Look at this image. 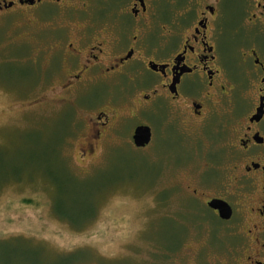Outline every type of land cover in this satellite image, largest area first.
Masks as SVG:
<instances>
[{
  "label": "rangeland",
  "instance_id": "obj_1",
  "mask_svg": "<svg viewBox=\"0 0 264 264\" xmlns=\"http://www.w3.org/2000/svg\"><path fill=\"white\" fill-rule=\"evenodd\" d=\"M243 3L224 0L231 25ZM52 37L32 9L0 12V264H230V230L198 204L227 193L200 180L205 145L165 124L154 148L134 144L141 87L156 75L144 72L133 98L139 81L125 78L64 93L47 79ZM237 45L221 40L230 64ZM99 110L113 113L96 141Z\"/></svg>",
  "mask_w": 264,
  "mask_h": 264
},
{
  "label": "flooded vegetation",
  "instance_id": "obj_2",
  "mask_svg": "<svg viewBox=\"0 0 264 264\" xmlns=\"http://www.w3.org/2000/svg\"><path fill=\"white\" fill-rule=\"evenodd\" d=\"M223 5L224 0H0V12L32 9L43 19L56 40L47 79H60L64 93H86L104 80L125 78L139 81L127 92L133 98L144 72L156 75L141 87L140 97L149 103L140 125L151 133L141 148L156 146L163 124L191 136L197 150L205 145L200 180L223 181L227 193H204L207 199L198 204L230 230L237 247L230 264H264V0H244L233 25ZM72 31L78 34L74 40L67 38ZM151 35L159 43L151 45ZM224 37L238 44L232 64L221 49ZM96 113L90 127L98 141L113 111ZM214 199L230 205L229 218L210 205ZM200 214L207 215L202 208Z\"/></svg>",
  "mask_w": 264,
  "mask_h": 264
},
{
  "label": "water",
  "instance_id": "obj_3",
  "mask_svg": "<svg viewBox=\"0 0 264 264\" xmlns=\"http://www.w3.org/2000/svg\"><path fill=\"white\" fill-rule=\"evenodd\" d=\"M150 129L145 125H140L135 129L133 135L134 143L137 147H143L150 141ZM210 205L220 211V214L223 218H229L232 214V208L230 205L219 199H214L210 202Z\"/></svg>",
  "mask_w": 264,
  "mask_h": 264
},
{
  "label": "trees",
  "instance_id": "obj_4",
  "mask_svg": "<svg viewBox=\"0 0 264 264\" xmlns=\"http://www.w3.org/2000/svg\"><path fill=\"white\" fill-rule=\"evenodd\" d=\"M58 210V209H57ZM58 212L64 217V215L62 214V212H60L59 210H58Z\"/></svg>",
  "mask_w": 264,
  "mask_h": 264
}]
</instances>
